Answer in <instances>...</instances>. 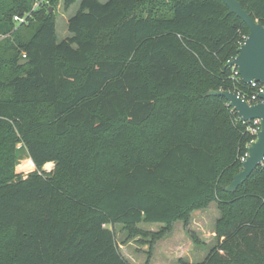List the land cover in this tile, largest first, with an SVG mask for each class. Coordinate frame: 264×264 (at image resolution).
I'll list each match as a JSON object with an SVG mask.
<instances>
[{"label":"trees","instance_id":"trees-1","mask_svg":"<svg viewBox=\"0 0 264 264\" xmlns=\"http://www.w3.org/2000/svg\"><path fill=\"white\" fill-rule=\"evenodd\" d=\"M45 1L0 0V264H132L108 223L156 238L212 201L217 244L181 264H264V162L224 188L253 122L207 95L249 90L228 63L244 20L224 0H82L58 42ZM239 1L264 24V0Z\"/></svg>","mask_w":264,"mask_h":264},{"label":"rangeland","instance_id":"rangeland-1","mask_svg":"<svg viewBox=\"0 0 264 264\" xmlns=\"http://www.w3.org/2000/svg\"><path fill=\"white\" fill-rule=\"evenodd\" d=\"M44 1L35 0L34 9H38ZM81 1L77 0L72 5H66L65 0H60L57 4L50 5V9L52 8L50 12L56 21L58 42L72 35L69 30V19L77 13ZM32 11L25 13L23 17L16 15L14 17L16 26L26 23ZM32 161V158L24 153L16 170L18 171L20 167L24 173L30 172ZM50 163L51 165L48 166ZM53 167V162H48L44 166L46 170H51ZM219 217L218 204L212 201L206 207L194 210L188 223L177 220L169 230L162 232L156 238L153 234L161 231L163 223L141 222L137 226L138 232L131 235H128V231L120 223H108L107 227L115 230L121 251L132 264H181L182 261L200 263L217 244L215 224ZM194 236L199 239V243L195 241Z\"/></svg>","mask_w":264,"mask_h":264},{"label":"water","instance_id":"water-1","mask_svg":"<svg viewBox=\"0 0 264 264\" xmlns=\"http://www.w3.org/2000/svg\"><path fill=\"white\" fill-rule=\"evenodd\" d=\"M224 2L229 8V12L242 18L250 30L229 66H237L243 81L247 84L253 80L264 83V24L256 21L243 7L241 1L224 0ZM24 63L26 60L20 61V64ZM207 95L224 96L244 122L260 120V129L255 134V140L248 146V155L243 161L242 170L235 174L231 183L224 187L226 191L233 192L264 162V101L251 104L235 91L213 88L207 92ZM261 98L264 100V93Z\"/></svg>","mask_w":264,"mask_h":264},{"label":"built area","instance_id":"built-area-1","mask_svg":"<svg viewBox=\"0 0 264 264\" xmlns=\"http://www.w3.org/2000/svg\"><path fill=\"white\" fill-rule=\"evenodd\" d=\"M246 38H247V36L245 37V39ZM24 57H26V55H24ZM232 59L233 58H230L228 60V63H230L232 61ZM231 68L233 70V78H237V79H240L243 81L238 67L234 65V66H231ZM245 84H247V83H245ZM247 86L249 87V90H240L236 93L239 96H241L243 99L247 100L251 104H256V103L264 101L261 98V95L264 93V83H262L260 81L253 80L250 83H248ZM252 122H253V126H251V131L256 134L258 132V130L260 129V120L257 119V120H254ZM247 155H248V152L245 154L244 157H242L243 161L246 159Z\"/></svg>","mask_w":264,"mask_h":264},{"label":"bare ground","instance_id":"bare-ground-1","mask_svg":"<svg viewBox=\"0 0 264 264\" xmlns=\"http://www.w3.org/2000/svg\"><path fill=\"white\" fill-rule=\"evenodd\" d=\"M51 165V163L50 164H48V166H50ZM50 169V168H49Z\"/></svg>","mask_w":264,"mask_h":264}]
</instances>
